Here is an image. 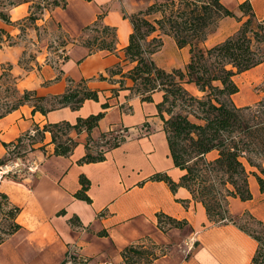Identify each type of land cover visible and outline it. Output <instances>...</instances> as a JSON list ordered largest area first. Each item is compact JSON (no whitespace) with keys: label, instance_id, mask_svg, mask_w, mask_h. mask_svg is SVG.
Instances as JSON below:
<instances>
[{"label":"crops","instance_id":"obj_1","mask_svg":"<svg viewBox=\"0 0 264 264\" xmlns=\"http://www.w3.org/2000/svg\"><path fill=\"white\" fill-rule=\"evenodd\" d=\"M65 1L64 7L45 10L30 24L25 21L31 0L10 8L12 22L0 18V75L3 67H9L20 92L29 90L39 96L63 93L70 83L74 86L84 80L89 89L97 91L98 100L85 99L78 108L66 105L46 113L33 111L30 102L19 105L0 117V158L7 154L4 143L16 141L35 125L42 128L59 121L73 124L78 117L99 111L104 114L90 131L69 132L77 144L67 156L54 153L51 133L45 131L24 155L25 161L34 162L36 168L19 177L2 178L0 190L20 208L16 217L20 227L0 243V264H66L67 251L73 248L87 258V264H125L122 250L129 245L150 248L155 253L142 264H256L252 258L258 240L241 227L246 213L264 226V191L254 174L248 175L252 197H229L227 209L233 220L216 222L208 219L202 202L193 199L186 187L178 185L172 191L163 179L152 178L161 172L179 182L184 173L173 164L157 112L162 92L155 90L150 101L142 100L132 90L133 80L125 75L134 65L124 52L133 30L129 15L154 0ZM242 1L222 0L228 8L236 6L237 10ZM249 2L255 15L263 18L264 0ZM100 14L102 23L115 29L113 51H90L78 40ZM229 18L222 17L218 23L231 24ZM42 28L51 31L46 42L54 30L62 33L65 41L61 45L68 51L61 56L59 48L49 51L44 46L25 67L20 59ZM154 36L162 39L161 47L151 54L154 62L165 70L184 69L190 58L189 47H179L171 34L159 29L147 39ZM207 37L200 42L202 47L207 46ZM262 63L243 72L259 71ZM117 65L120 72L115 71ZM185 87L201 94L191 83ZM102 103L108 106L104 108ZM121 128L126 134L118 145L108 147L105 141L118 136L116 131ZM100 150L103 160L78 162L87 151L94 154ZM210 155L214 158L216 150L206 157ZM243 162L248 171H256L264 179V172ZM81 175L89 181L85 190L89 202L75 196L82 187ZM160 214L184 223L175 226L168 222L170 225L164 226L166 221L159 222ZM163 248L166 252L159 255Z\"/></svg>","mask_w":264,"mask_h":264},{"label":"trees","instance_id":"obj_2","mask_svg":"<svg viewBox=\"0 0 264 264\" xmlns=\"http://www.w3.org/2000/svg\"><path fill=\"white\" fill-rule=\"evenodd\" d=\"M25 1L29 0H0V18L12 22L10 8ZM35 2L37 8L44 9L42 1ZM45 4L51 8L64 7L66 1L48 0ZM238 10L240 16L222 0H154L145 9L129 15L133 30L124 48L126 59L134 62L125 73L134 82L132 90L146 101L151 100L153 91L162 92V99L156 104L157 112L163 121L173 164L184 170L179 182H174L161 172L153 174L152 178L163 179L172 191L178 185L186 187L194 199L202 202L208 219L214 222L233 220L227 209L229 197L238 196L242 200L252 197L248 187L249 172L255 175L260 190L264 191L262 176L256 171H248L243 162L245 160L260 173L264 172V100L251 107L236 106L231 99V95L238 91L233 77L264 61V17L255 15L249 0L239 3ZM226 16L241 21L237 31L209 47L200 46V42L214 30L218 20ZM38 17L35 11H30L27 19L34 22ZM84 29L101 32L100 36L85 41L90 51L115 49V29L102 23L101 14ZM157 29L171 34L179 47H189L190 58L184 69L165 70L151 58V54L162 45L161 37L147 39ZM2 32L0 29V39ZM115 68L109 72H120V65ZM6 75H11L9 67H3L0 80ZM189 83L194 84L201 95L190 93L185 87ZM14 91L19 93L15 84ZM85 99L98 100V93L89 89L84 80L74 86L70 83L63 93L51 96H39L33 91L24 90L17 102L9 107H3L0 97V117L26 102L33 105V111L46 113L66 105L78 108ZM107 106V103H102V107ZM103 114V111H99L78 117L73 124L59 121L47 123L42 128L35 125L33 134L29 131L14 142L4 143L7 154L0 158V164L14 156L25 155L44 137L45 131L51 133L54 153L67 156L77 144L69 132L90 131ZM105 142L108 147L119 143L114 137ZM86 147H89L88 143ZM211 150H216L217 155L208 160L205 155ZM103 159L102 150L94 154L87 151L78 162ZM80 183L82 187L75 196L89 202L90 198L85 193L89 181L81 175ZM19 210L0 190V243L20 227L16 220ZM244 217L261 227L259 232L240 225L258 240L252 261L264 264V226L249 213ZM158 219L159 222H171L175 226L184 223L161 214ZM122 257L125 264H142L154 258L155 253L150 248L129 245L122 250Z\"/></svg>","mask_w":264,"mask_h":264},{"label":"rangeland","instance_id":"obj_3","mask_svg":"<svg viewBox=\"0 0 264 264\" xmlns=\"http://www.w3.org/2000/svg\"><path fill=\"white\" fill-rule=\"evenodd\" d=\"M31 1H32V3H31L32 8L30 11H35L39 16H41V12H44L45 10L51 9L50 6L45 4V1H48V0H31ZM35 1H42L43 5H44L43 6L44 9L41 10L40 8H37ZM231 8L235 11V13L237 15H240V12L237 10L236 6L231 7ZM153 16H155V15H153ZM153 16L151 15L150 17H153ZM229 19H230L229 21H231V24H227L224 22L222 24H220L217 22V25L214 28V30L211 32V35H208V37H207L208 38V40L206 42L207 46H205V47H209V46L215 44L216 42H219L223 38L225 39V37L234 34L237 31L238 27L240 26L241 21H239L236 17H230ZM25 22H26V24H30L29 23L30 21L28 19H26ZM230 31H231V34L227 35ZM50 34H51L50 30H46V29L42 28L41 30L38 31V38L35 41V43L33 45H31L30 43L27 44L28 48H27L26 52L23 54L22 59H20V63L23 66L28 67L30 60L34 59V54H36L37 49H41L44 46H46L47 50L55 51L60 46H62L61 43L65 41L62 33H59V31L54 30V34L46 42L44 39H46V37H49ZM96 35H99V36L101 35L100 30L95 31L94 29H92V30L87 29V31H85V34H82V36L80 38H78V40H79V42L85 44V41L87 39H92ZM53 36H55V37L53 38ZM105 36H107V35H105ZM262 62L261 63L263 65L261 66L262 68L259 71H253L250 74H247L248 72H243V73L236 74L233 77L234 82L238 86V91L231 95V99L236 106L254 107V105L256 106V104H258V102H260L261 100H264V71H263L264 70V61H262ZM254 68H256V67L253 66V69ZM14 83H15V77L13 78L12 75L4 76L0 81V97H2V101L4 103V105H3L4 108L9 107L12 104L16 103L18 98L21 95L20 91H19V93L14 91ZM187 90L190 93L195 94V95L197 93L193 87H189V88H187ZM197 95H201V94L198 93ZM235 101L237 103L239 102L241 104L237 105ZM32 103H34V102H32ZM121 129H123V128H121ZM18 157L21 160L25 161L24 155H21ZM18 157L14 156L13 158L17 159ZM205 157H206V155H205ZM211 157L212 156L210 155L209 157H206V159H208V160L213 159ZM28 173H29L28 170L22 168L19 175H17V176L6 175L5 178L19 177V176H22V175L28 174ZM11 176H13V177H11ZM1 180L2 179H0V181ZM243 219H244L243 220L244 226H246L248 229H250L251 231H259V232L261 231V227L259 225H257V223L255 221H250L246 217H244ZM245 221H247L248 224H246ZM241 223L243 224L242 221H241ZM163 225L169 226L170 224L168 222H165ZM165 252H166V249L163 248L159 251V255L163 254Z\"/></svg>","mask_w":264,"mask_h":264},{"label":"built area","instance_id":"obj_4","mask_svg":"<svg viewBox=\"0 0 264 264\" xmlns=\"http://www.w3.org/2000/svg\"><path fill=\"white\" fill-rule=\"evenodd\" d=\"M68 51V48L65 46H61L58 49V52L61 54V56H65ZM119 135L114 136L115 140L117 142H120L121 138L126 134V132L123 129H118L116 131ZM34 130L30 131V134H33ZM22 168L33 171L36 168V165L34 162H28L21 160L19 157L17 159L11 158L7 160L5 163L0 164V179L4 178L6 175H15L17 176ZM88 260L84 256H81L79 253L76 252V250L69 249L66 254V264H87ZM105 264V263H101Z\"/></svg>","mask_w":264,"mask_h":264}]
</instances>
